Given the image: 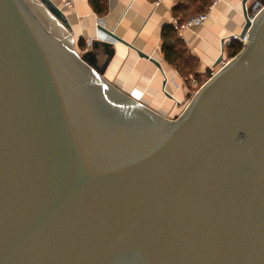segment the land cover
<instances>
[{
	"label": "water",
	"instance_id": "water-1",
	"mask_svg": "<svg viewBox=\"0 0 264 264\" xmlns=\"http://www.w3.org/2000/svg\"><path fill=\"white\" fill-rule=\"evenodd\" d=\"M248 1V41L170 121L104 81L110 43L74 52L51 0H0V264H264V0Z\"/></svg>",
	"mask_w": 264,
	"mask_h": 264
},
{
	"label": "crops",
	"instance_id": "crops-1",
	"mask_svg": "<svg viewBox=\"0 0 264 264\" xmlns=\"http://www.w3.org/2000/svg\"><path fill=\"white\" fill-rule=\"evenodd\" d=\"M51 1L63 12L69 30L61 26L62 30L72 40V48L78 55L89 51L92 42L112 45L113 54L102 76L104 81L163 117L173 116L179 110L184 98L182 80L164 61L161 34L164 27H173L174 20L180 25L196 17L188 16L182 22L174 10L181 3L185 6L183 16L191 14L197 10L198 0H160L158 3L156 0H74L72 10L63 8L61 0ZM251 3L249 0L247 6ZM205 13V20L189 26L178 37L186 52L196 60L200 76L221 67L214 64L221 55L224 60L222 41L240 34L244 25L242 0H211L199 15ZM138 53L158 62L160 69ZM93 58L100 66L101 56L94 54Z\"/></svg>",
	"mask_w": 264,
	"mask_h": 264
},
{
	"label": "trees",
	"instance_id": "trees-1",
	"mask_svg": "<svg viewBox=\"0 0 264 264\" xmlns=\"http://www.w3.org/2000/svg\"><path fill=\"white\" fill-rule=\"evenodd\" d=\"M181 1L184 2L187 0ZM210 2L211 0H198V2H196L198 4V6L196 7L197 10H194L195 12L184 16L182 12L183 10H185V6L180 3L175 8L174 14L176 17H179L180 20L183 22L188 18V16H198L202 12V9ZM161 41V53L163 54L164 61L168 65L173 67L181 76L192 75L196 79L203 77L205 80L210 78L211 72H206L201 76L197 73L198 65L196 60L186 52L184 45L178 38L177 33L172 26H166L163 28L161 34ZM241 48V44H239L238 42H232L231 45L226 47L225 49V51L228 53L227 57L233 58L239 53Z\"/></svg>",
	"mask_w": 264,
	"mask_h": 264
},
{
	"label": "built area",
	"instance_id": "built-area-1",
	"mask_svg": "<svg viewBox=\"0 0 264 264\" xmlns=\"http://www.w3.org/2000/svg\"><path fill=\"white\" fill-rule=\"evenodd\" d=\"M159 1L160 0H156L155 2L158 3ZM61 5L65 9L72 10L74 8V0H61ZM206 17H207L206 13L205 14H201L199 16L187 19L183 24H180V25L177 24L176 20H174L172 25H173V28L176 31L178 37H181V34H182L183 30H185L186 28H188L189 26H191L193 24H199L200 22L205 20ZM248 37H249L248 33H246L243 37H240L239 34L238 35L233 34V35L228 36L226 39L223 40L224 51H225L226 47L231 45L232 42H238L239 44H241V47H242L248 41ZM182 41L184 42L183 39H182ZM223 65H224V63L222 61L221 67ZM213 74L214 73H211V76ZM191 84H192L193 87H197L198 86L196 80H193V79L191 80Z\"/></svg>",
	"mask_w": 264,
	"mask_h": 264
},
{
	"label": "rangeland",
	"instance_id": "rangeland-1",
	"mask_svg": "<svg viewBox=\"0 0 264 264\" xmlns=\"http://www.w3.org/2000/svg\"><path fill=\"white\" fill-rule=\"evenodd\" d=\"M35 4L39 5L42 9L43 7L36 2V0H33ZM44 10V9H43ZM45 11V10H44ZM46 12V11H45ZM55 22V21H54ZM61 29V25L57 22H55ZM228 53L226 51H224V60L223 63L226 64L227 62H229L232 58H228ZM220 68H217L216 71H214L213 73L217 72ZM179 77L182 80V92L184 93V98L182 100V103H180L179 105V110L175 112V114L173 116H169V117H165L166 119L170 120V121H175L177 120V118H179L182 113L184 112V110L186 109V107L188 106L189 102L191 101V99L193 98L194 94L199 90V88L208 80V79H204L202 78H194L192 75L190 76H181L180 74H178ZM196 80L198 86L197 87H193L191 84V80Z\"/></svg>",
	"mask_w": 264,
	"mask_h": 264
}]
</instances>
